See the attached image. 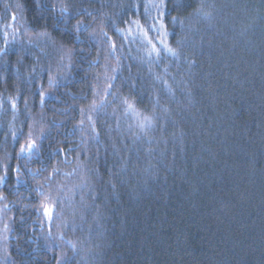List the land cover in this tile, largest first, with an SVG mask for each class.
<instances>
[{"label": "trees", "instance_id": "1", "mask_svg": "<svg viewBox=\"0 0 264 264\" xmlns=\"http://www.w3.org/2000/svg\"><path fill=\"white\" fill-rule=\"evenodd\" d=\"M40 2L0 0V48L18 13L0 53V264H264V0H208L211 20L188 19L199 0H169L185 20L166 21L178 58L149 56L132 23L151 25L144 5L159 0ZM52 3L79 14L65 24ZM45 28L50 40L32 35ZM116 96L155 113L153 127L130 131ZM29 132L38 150L17 156Z\"/></svg>", "mask_w": 264, "mask_h": 264}, {"label": "snow or ice", "instance_id": "2", "mask_svg": "<svg viewBox=\"0 0 264 264\" xmlns=\"http://www.w3.org/2000/svg\"><path fill=\"white\" fill-rule=\"evenodd\" d=\"M168 3H169V0H159V3H150V4L144 5L145 12L148 11L149 7L155 8L157 12L156 17L153 18L152 24L149 25L148 27H144L143 25H140L138 20L132 22L137 26V28L140 29L144 38L147 40V43L151 46L149 49V56H151L152 54H155L157 57H159L161 52H163L165 54H171L173 57H177V58L179 57V53L177 52V50L170 47L167 42L170 33L168 31V26H167L166 21H167V18L171 16V23L173 25L179 24L181 28L183 29L185 25V20L181 19L178 16L171 15V11L168 8ZM37 6L46 7L45 5L41 4L40 0H37ZM191 6L192 5L190 3H185V0H175V2L173 3L174 9L188 8ZM57 7H59V13H60L59 17H55ZM136 7L138 8L140 7V5L137 4ZM19 8H20V5H17V9ZM214 10H215L214 4L208 3V0H199L198 5L194 8L192 12L189 13L188 19L189 20H211L213 18ZM49 11L53 14L54 19H58L65 24H67L75 15L79 14V13H72L70 12L68 8L64 7L62 4L58 5L57 3H52ZM19 18L22 19V16H20ZM17 20H18V13H13L11 16V23L5 25V31L3 34L4 41H5V48H0V53L6 52L7 45L10 43L8 39L9 33L7 32V29L13 28ZM20 27L23 28L24 34H28L29 29H28V25L26 22L22 23ZM89 27L90 25L84 23L83 20H79L76 22L75 25H72V28L78 34L81 32H87ZM16 31L19 32L20 28H16ZM118 31H121V30L118 29ZM150 31L157 32L159 36V39L157 41L153 42V40L149 38ZM100 33L105 36L107 35V33L103 31V28L100 29ZM94 34L95 33H93V35ZM32 35L36 36L37 38H46L49 40L51 39L49 31L46 28L38 32H34ZM13 39H15V34H13ZM77 39H79V35H77ZM109 40H111V38H109ZM29 42H31V38ZM61 48H64L63 44H61ZM110 49H111L110 54H114L115 51L117 50V46L115 42L111 43ZM64 50H65V54L69 58L74 53V49L72 48H65ZM191 63H194V62H190V64ZM118 70H119L118 65L113 66L111 68V72L114 74L117 73ZM115 79H116L115 75L109 77V80H115ZM157 79H160V78L157 77ZM55 83H56V78L50 75L49 84L54 85ZM162 83L164 84L165 87H168V82L166 80L162 81ZM112 87H114V85L109 83L107 88L104 89L105 96L115 95L109 91V89H111ZM45 95H46L45 91L40 92L41 103L44 102ZM115 98L120 100V107L123 108L124 115L126 117L131 116L135 121L134 125H130L129 127L130 131L132 130L133 127H135L136 129L139 130V132L143 133L153 127L154 122L157 119L155 113H153L151 116L144 115L142 112L137 110L136 101L134 99H129L128 97L120 98L119 96H116ZM10 103H11V107L13 111H15L17 108L16 100L11 99ZM25 103H27V101H25ZM104 103H105L104 101H101L98 103L94 99L90 107V111H97L99 108L104 107ZM81 112L83 113L84 110L82 109ZM88 119L89 121H91L92 117L88 116ZM81 123H83V121H81ZM93 131H95V128H93ZM13 139H16L15 132L13 133ZM38 139H40V137L33 139L32 133L29 132V137L26 143L20 144L19 152L17 153V156L22 155V154H28L29 156H31L34 152H36L38 150L37 148ZM4 167H5V174L4 176H0V184L4 183L5 176L7 175L8 166L5 165ZM13 171L16 173L17 179H19L20 177L19 167H17L16 169H13ZM113 187H115V185H113ZM2 198L3 197H0V199ZM41 207L43 208L44 216L49 221H51L54 215V207H49V205L46 203L42 204ZM5 208H7V205H5ZM4 230L5 232L9 230L8 223H5ZM5 239H7L6 236H5ZM67 243L72 247L74 251L77 249L76 243H73L72 241H68ZM57 264H70V260L65 258L63 255H61L60 258L57 260Z\"/></svg>", "mask_w": 264, "mask_h": 264}]
</instances>
